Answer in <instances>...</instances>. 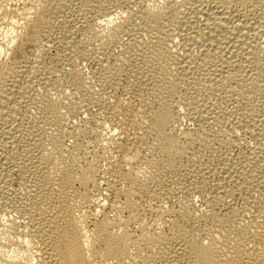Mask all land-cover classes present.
<instances>
[{"label": "bare ground", "instance_id": "obj_1", "mask_svg": "<svg viewBox=\"0 0 264 264\" xmlns=\"http://www.w3.org/2000/svg\"><path fill=\"white\" fill-rule=\"evenodd\" d=\"M70 1L72 2V0H27L26 2H24L25 4L23 3L24 6L22 8L20 7L17 8L14 6L15 9L13 8L14 10H12L13 6L10 7L8 4L10 2L7 3V0H0V119L1 120L15 119L17 112L19 110L17 108L18 106L16 105L17 103L15 104L17 107L13 104L17 102V99L20 100L19 97L26 96L27 89H29L30 86L29 85L30 83L29 84L26 83L28 80L26 74H28L35 66L33 65V59H31V57L32 55L34 57V55L37 54L36 52L40 53L39 56L41 57V52H39V48L44 46L42 45L44 37L49 36L48 34L49 33L51 34L52 31H54L52 30L54 23L56 22V20L57 22H59L58 21L60 17L59 15L65 10V8L67 7V5H69V3L70 5L72 4ZM78 1H80L81 3L86 1L88 2V6H93V7L95 6V8H98L96 7V5L102 6L104 3L107 4V2L110 3L118 2V0H78ZM233 1L234 0H232L231 2ZM236 1L237 0H235V2ZM240 1L243 2L239 4L241 6L242 4H244V2H246V3H250L248 5L250 8L260 7L262 8V11L264 9V0H239V3ZM216 3L219 2L217 1ZM17 4H19V1ZM17 4L16 6H18ZM235 4L234 6H236ZM146 5L147 6H143V8L138 12V16L136 15V17H138L139 20L140 19L144 20L143 24L146 26L145 31H148V33L149 31L151 32L157 31L161 34L159 35V37L157 36V38H155L157 40L155 41L153 39L149 40L147 39V37L144 38L145 36L144 34L146 33L143 32L144 29L141 28L143 30H140V28L136 25L139 28V30L130 29L129 32L127 31L128 43H126L125 45H127L128 50L124 52L125 54L123 53L124 57L122 56L123 58L119 59V61L129 60L132 55L131 56L128 55L132 53V51L135 52L143 51L147 61L151 63L148 64L140 58L143 64L141 65L142 70L141 72H138V74H140L141 80L143 82H145L148 86L149 85L151 86L150 87L151 90L149 87L148 88L152 93V95L154 96L153 98L156 103L155 105L157 107L154 110L150 109L151 112H149L150 114L147 113L148 114L147 117L146 115H144L146 118V119L144 118L145 120L144 119L142 120L143 115L142 113H140L141 114L140 115L138 111L137 112L139 115L137 117L142 116V118L136 119L137 118L136 117L135 118L136 120L135 119L133 120L132 119L133 117H131L132 120L130 119L129 120L130 123L132 121V123L135 125L131 127L133 128L139 127L140 129H142V131H144L145 134L143 133L142 135L147 136V134H149L148 136L149 137L151 136L153 138V139L151 138L152 142L151 143L149 142L150 143L149 146L147 144V148L144 151H142L139 147L135 148L130 145L125 146V142H126L125 140H127L129 135L128 131H130L128 130V128H130V125L128 127L127 126L128 124L126 122L129 123V120L126 122L119 121L120 123L118 124L116 122L115 125L110 128L111 130L109 131H111V133L109 135L106 134L101 136L99 133V136H101L102 141H104V143H106L107 145L111 143L112 146L114 145L113 146L114 148L116 146L115 149L118 148L122 152L123 157L120 158L121 161L115 162V160L113 161L111 160L112 161L110 163L111 165H109L110 169L108 170L111 176L108 180H105L106 181L105 189L110 192H112L111 190L113 189L114 191L116 190L115 192L117 194L115 196L119 195L120 198L122 197L123 203L121 204L119 202L118 204L117 201L115 202L114 200L116 198L115 197L113 199L114 203L110 202L111 209L109 212L105 211V209H107V207L106 208L104 207V205L107 206L106 202L104 205L102 204L103 207L105 208L104 210L100 209L101 211L95 213L89 212L90 211L89 207L92 206L93 204V199H92L93 195L89 193L88 189L92 187L93 190L96 188H100L101 186V183L97 184L95 178L97 177L98 167H96L94 161L91 162V160L88 161V163L83 164V162L85 163L84 157H86V155L84 156L83 154L84 152L81 154L82 156H84L83 157L84 159H82L81 155L79 156L81 148L83 149L84 147V146L81 147L82 146L81 144H80L81 146L75 145V147L73 146V148L72 149L69 148V150L65 149L64 144L61 140L63 136L62 138H60L59 136L60 134L58 135V133H55L56 130L55 132L53 131L54 133L53 132L52 133L50 132L49 134L46 133V135L44 136L45 138L43 137L44 139L42 137L39 138V136H42L41 134L42 132L40 133V131L41 130L45 131L46 124L48 125L53 123L55 125H58L57 123L60 120V116H59L60 108L58 103L52 99L53 97L51 99L43 97V99L39 101L41 103L40 105L41 107L40 106L39 107L41 108L42 113L40 112V110H38L41 115V122L36 125L32 123L35 126L33 125L31 127L29 126L30 129L32 128L31 131L35 134V135L33 134L34 137L35 136L37 137L34 143L35 144L34 149H36L35 151L36 153L34 154L32 153V155L30 154L28 159L29 160L28 164L24 163L23 166H19V165L17 166L18 167L17 169L20 170L21 172L26 169V171L24 172H26L29 176L27 181H24L23 179H25L26 176L25 178H23L24 176L21 175L23 176L22 180L24 181V184L23 183L22 184L25 187L23 188L21 187L22 189L20 188L21 189L20 191L18 190V192L13 193L16 194V196L12 194L13 197L15 196V200L13 198H11L12 200H10L12 202L17 201L16 205L18 203L17 208H19L20 210V212L19 211L18 212L20 214L22 213V216L24 214H27L29 220L27 221H25L26 219L21 220L20 218L23 217L20 218L18 217L20 220L17 218L11 219L10 217L9 218L11 220L6 219L7 221H4V219L2 220V218L0 219V226H2V230H3V232L1 233H3L7 237L8 242H10L9 239H12L16 246L15 247L14 244L12 243L15 248H14V253L12 252H11L12 254L10 253L11 255L4 254L3 251H6L7 249L6 250L3 249V251L0 250L3 252V254H0V264H264V230L262 231L260 230V227L264 228V157L262 158L260 157V154H262L261 151L264 152V148H263L264 144H262V146H259L260 152L259 150H256L255 157H253L252 159L251 158L248 159L247 163L235 169L236 171L233 170L230 172L231 169L229 171L227 170V173L229 172L231 174V178L233 179L235 178L234 180L239 184V186L244 185L247 187L249 186L250 189L252 188L251 195L253 194L252 195L253 198L251 204L253 208L252 210L254 212L253 218L255 219L254 221L257 224L259 223L260 226L259 229L254 228V230L252 231L251 229H249L250 226L248 228L242 227L240 222L241 223L243 222L238 221L239 218L238 216H236V214L230 215L226 218H224L222 215L221 216L223 218H218V216H216L217 218H214L215 219L214 224H212L211 226L203 225L204 227L202 226L195 230L191 229L192 225L189 226L188 222L187 224H184L185 221L183 220L184 223H180V222L177 223L175 226H173L172 231H170V233L166 231L168 234L166 232L165 234H163V232L161 231L162 232L161 233L159 230L158 231L160 233H158L157 231L152 232L153 230L147 231L146 230L147 228L145 229V226H142L140 228L138 235H134V232H132L130 228L131 222L134 220L136 221L138 210L140 208L138 202L136 201L137 200L136 196L140 193L137 194L136 191L145 190L151 186L150 184L157 183L158 185L157 188L160 187V190H157L155 192L157 194H162L163 193L162 190L164 188V178L165 175H167L166 174L167 172L173 173L175 176H173L172 174L171 175L174 178H176L177 181L180 180L176 174L181 167L179 168L177 164L183 159L184 150H182V147L180 146V140H179L180 138L174 135L171 129V127L174 125V122L176 121V119L174 118V111L172 106L173 102L171 96L175 91V89L178 90L179 88L176 81L174 80L173 71H175V69L177 68V70L179 69L178 71L179 74H183V71L185 70L187 72L188 68L191 71L192 68L191 65L196 63L193 61L190 62V60H184L182 58L180 59L176 55H174L176 57L172 56L174 57L172 58L169 54H166L168 53L169 50L167 51L168 42L166 43V35H165L167 29L165 24L167 20L165 18L166 14L164 13H166L167 11L164 9V11H166L164 12L163 9L161 8L158 9L159 6L155 4L152 5L154 7H151L148 4ZM227 5L224 6V4H222L221 6L223 8L221 7L216 11L214 10L212 13H211L212 10L211 11L209 10L210 13L209 11L206 10L207 14L205 17L207 18V22H205L204 24L206 30L204 31L205 34L201 29H197L195 27V24H197L195 22H198V24H200V22L199 21L193 22L191 19H190L191 20L190 23L187 21H186L187 24L183 22V26L185 23L186 24L185 26L187 28L185 27L186 29L184 30L186 32H183L184 30H182L183 34L182 33L181 34L186 36L188 40L190 39V41H192L193 44H196L202 38L203 40H205L206 48L208 47V49H210L211 47L213 48L214 47L213 45L218 46L215 47L219 50V53L220 52L222 53L221 56L223 55V60L220 59L222 60V62L220 63L221 68L218 70L216 69L215 72L211 73L213 75L208 77V81L209 80L214 81L219 77H221L224 80L223 81L221 79V81H223V84L224 86H226V88H228L227 86H229V84L232 85V83H234L236 85V90H237L236 101H238L239 104V107L238 105L237 107L243 109V112L245 110L248 111L247 113L250 114V112L253 109L250 108L253 106L254 103V99H252L255 96L254 94H258L259 92H264V45L259 44V41H257V39L260 36L262 35L264 36V13L263 14L260 13L258 16L256 14L255 16L253 13L250 14L251 12L241 13L240 11L242 9L237 12H233V10L231 11L230 9L231 5L230 6ZM181 6L182 5H180V8ZM93 7L91 9H93ZM168 7H169V12L167 13V15L169 17L172 16L171 19H173V17L179 18V20L177 19L176 20L178 21V23H182L181 19L184 17H182L181 16L182 14L179 13L180 10H177V8L179 9V7L177 8H175L174 6L173 7L168 6ZM200 7H196L197 8L196 11L199 13L201 12L200 9L203 6L201 8ZM11 13L17 15H11ZM119 13L120 12L118 11V15ZM136 17L130 16L129 18L128 16V19L127 17L126 19L125 17H121V19L119 18L117 19L119 21H116V18L112 20V17L111 18L109 17L108 20L106 19L107 24H109L108 31H105L103 33L101 32V34H99L100 32L99 33L97 32L98 34V35L96 34V36H98L96 37L97 40H100L103 43L102 40L106 39L105 42L108 47H110V45L116 44L117 37H120L121 35L119 34H122L120 33L122 31L121 27L124 28V23L125 22L127 23V20L130 21L129 23H132V21L134 20L136 21ZM194 17L196 16L194 15ZM9 19L11 20L10 22L7 21ZM198 19H200V17H198ZM4 23L7 24L3 25ZM230 24L232 27L229 26ZM3 27L4 29H2ZM230 28L232 29L229 30ZM120 29L121 31H119ZM187 31L190 33H188ZM146 35L148 36V34ZM171 35L173 34L171 33ZM171 35L169 36V38L173 37ZM198 44H202V43H198ZM29 46L33 48V53H31V55L30 53L26 52V48ZM102 46H104V44ZM107 46L104 49H106ZM107 49L106 52L109 51V50L107 51ZM164 50L166 52H163ZM5 53L9 54L8 55L9 57L6 55L8 57L7 60H4V58H2L3 57L2 55L3 54L5 55ZM208 55L209 54L207 53V55L205 56L206 58H204V60H206L208 57H210V59L213 58V57L211 58L212 54L211 56ZM39 56H37V58H39ZM205 62H207V60ZM231 65L232 66L239 65L243 69L242 74L238 75L239 73L236 74L233 71L231 72L232 70V69L230 70ZM218 67H220V65ZM120 68L119 66L118 67L114 66L112 67V69L108 68L109 70L104 72L102 78L105 81H109L110 83L111 81L115 80L117 76L119 77V73L121 70ZM175 74H177V72ZM136 76L140 77L138 75ZM75 81H76V83H74L75 86L78 85L77 90H79V92L81 91L80 93L83 92V94H85L84 92L87 89L85 90V88H83V85L80 83L79 80H75ZM197 84L200 85L201 83L194 82L193 85L197 86ZM189 85L192 84H188L187 86ZM231 85L229 87H231ZM89 94L90 93H88V95ZM20 102L22 101L20 100ZM147 102L148 101H146V105L148 104ZM118 108L120 109V106H118ZM128 108L130 107L128 106ZM122 111L119 112L118 114L122 113ZM130 111L133 113V110ZM126 112H124V115ZM252 112L250 115L251 116L255 115ZM118 114L117 116L125 117V116H121L123 115V113L121 115ZM125 118H127V116ZM104 124H106V122ZM138 131L139 130H137V132ZM201 133L202 131L199 134L197 132L195 134L194 132L193 133L190 132L187 134L184 133V135H187L188 137L187 140L189 139L191 142L198 139V137L200 136L204 138V136H202ZM43 134H45V132ZM127 143H129V140H127ZM106 144L105 146H107ZM127 147L130 148L133 147L135 148V150L133 152L131 151L132 153H130L129 152L130 149L128 148L129 149L128 150ZM258 152L260 154H258ZM116 160H118V158ZM128 165L129 166L132 165L131 167L132 169L131 168L126 169L129 167L126 168L124 167ZM17 169L14 168L15 171ZM21 172L20 174L22 173L24 174V172L22 173ZM140 174L142 176L144 175L145 178L141 179ZM220 180L222 181V179ZM174 184L176 186L178 185V182ZM93 185L96 188H93ZM253 185L254 186L256 185V187H253ZM177 187L178 186L173 188V191L176 190ZM164 189H166V187ZM3 191L4 190H2V192ZM114 191L113 193L115 194ZM160 191H162V193ZM2 195L5 196V193H2ZM12 195L10 196L12 197ZM3 196L2 199L4 198ZM8 198L10 199V197ZM9 199L7 201V204L9 203ZM4 201H6V199ZM12 202L11 205H14L12 204ZM2 204L3 203H1V205ZM97 204L99 205L100 203ZM125 210L129 212V216L127 218H125L124 216ZM188 210L189 209L186 210L184 209L182 213L183 218L185 217L190 219L191 213ZM207 212H209V210ZM177 217H179V215ZM246 219L247 218H245V220ZM254 221L252 222L254 223ZM205 222L206 221H204V223ZM250 224L251 223H249V225ZM208 225L210 224L208 223ZM12 232L16 234L13 235ZM9 233L10 236L13 235L15 236L16 239L14 237L12 238L9 237L8 235ZM2 236L0 234V239L3 238ZM1 243L2 242H0V245L3 246ZM5 246L6 243L4 244L3 248Z\"/></svg>", "mask_w": 264, "mask_h": 264}, {"label": "rangeland", "instance_id": "obj_2", "mask_svg": "<svg viewBox=\"0 0 264 264\" xmlns=\"http://www.w3.org/2000/svg\"><path fill=\"white\" fill-rule=\"evenodd\" d=\"M18 1H19V4H17ZM26 1L27 0H16V2H15V0H13V1L7 0V3L10 2L8 4L10 7L13 6L12 10H14L15 7L22 8L25 4L24 2H26ZM217 1L220 3V5H219V3H216ZM231 1L232 0H193V1L192 0H175V1L174 0H137V2H136V0H118V2H113V3L107 2V4L104 3L105 4V5L103 4L104 6L103 5L102 6L96 5V7H98V8H95V6L94 7L88 6V2H86V1H84L83 3H81L78 0H72V2L70 1L72 4L70 5V3H69V5H67L65 10L59 15L60 17H59L58 21L60 23L57 22V20H56V22H55L56 24L54 23V26L52 29L54 31H52L51 34L49 33L48 34L49 36L44 37L43 42H42V45H44V46L39 48V52H41V57L39 56L40 53H38V52H36L37 54L34 52L36 54V55H34L35 58L33 57V55L31 57V59H33V65H35V66L33 67V69L28 74H26V77L29 80V81L27 80L26 83H28V84L30 83L29 84L30 86H29V89H27V93H26L27 97L23 96L24 99H23V97H19V99L22 102H20V100L17 99V102H15L13 104V105H15L17 103L16 105L18 107L16 105L15 106L19 110L17 112L15 119H13V120H11V119L10 120H8V119H2L1 120L0 119L1 120V122H0V189H1L0 190V195H1L0 196V206H1L0 207V219L2 218V220L4 219V221H7V220H11L13 218L19 219L20 217H23L24 219L23 218H20V219L21 220L26 219L25 221L29 220V218L27 217V214H24L22 216V213L21 214L19 213L20 210H19V208H17L18 203L16 205L17 201H14L15 202L14 203L10 200H12L11 198H13L15 200L16 194H13V193L18 192V190L20 191L23 187H25L23 185L24 181H27L28 176H29L26 172H24V171H26V169L24 171H22V172H24V174H23L20 170L17 169L18 168L17 166L18 165L23 166L24 163L28 164V161H29L28 159H29L30 154L32 155V153L33 154L36 153L35 152L36 149H34V147H35L34 143H35V139L37 137L36 136L34 137L35 134L31 131L32 128L30 129V127L32 125L35 126L36 124L41 122V115H40L41 103L39 101L42 100L43 97L50 98V99L53 97L52 99L58 103L59 108H60V114H59L60 120L57 123L58 125L51 123L52 126H51V124H48L49 125L48 126L46 124L47 127L45 126V128H46L45 131H43V130L40 131V133L42 132L41 133L42 136H39V138L40 137L43 138L46 135V133L49 134L50 132L52 133L53 131L55 132V130H56L55 133H58V135L60 134L59 135L60 138H62V136H63V138L61 140L64 144L65 149L69 150V148L72 149L73 146L75 147V145L81 144L82 146L81 145L80 146L81 147L84 146V147H83V149L81 148L79 156L83 152H84L83 153L84 156L86 155V157L81 155L82 159L85 158V163L83 162V164H86V163H88V161L91 160V162L94 161V164L96 165V167H98L97 177H95V178H96L97 184L101 183V186H100V188H96L93 185V188H96V189L92 190V187H90L88 189L89 193L91 195H93V197H92L93 204H92V206L89 207V209H90L89 212L95 213V212L104 210L106 207H107V209H105V211L109 212L111 209L110 202L114 203V200H115V202L117 201L118 204H119V202L121 204L123 203L122 197L120 198L119 195L115 196L117 194L115 192L116 190L114 191V189H113V190H111L112 192H110V191L105 189V187H106V185H105L106 181L105 180H108L111 176L110 172L108 171L110 169V167H109V165H111L110 163L113 160H115V162L121 161L120 158H122L123 155H122V152L118 148L115 149L116 146L114 148L113 147L114 145L112 146L111 143L108 145L106 143H104V141H102L101 136L106 135V134L109 135L111 133V131H109V130H111L110 128L113 127L116 122L118 124V123H120L119 121H123V122L125 121L126 122L129 119L134 120L140 113H142L143 118H142V116H140V117H137L136 119L142 118V120H143L145 118L144 115H146V117H147V115H148L147 113L151 112V110H154L157 107L155 105L156 103H155L154 98H153L154 96L150 92L151 86L150 85L148 86L145 82H143L141 80L140 74H138V72H141V70H142L141 65L143 64L142 61L140 60V58L144 62L151 64L149 61H147L146 57L144 56V52L143 51H140V52L132 51V53H130L129 55L127 54L128 56L132 55L129 60H127V61L126 60L125 61L120 60L121 62L119 61V59H122L124 57V54H125L124 52H126L128 50V47L125 44L128 43L127 33L130 31V29L131 30L132 29H134V30L138 29L139 30V28H140V30L144 29L143 32L144 33L146 32L145 34L142 32L145 35L144 38L147 37V39H149V40L153 39L154 41L157 40L155 38H157V36L159 37V35L161 34L157 31H155V32L149 31V33H148V31H145L146 26L143 24L144 20H142V19L139 20V18L136 17V15L138 16V12L143 8V6H147L146 4H148L151 7H154L152 5L155 4V5L159 6L158 9L161 8V9H163V11H164V9L167 11V12L164 11V12H166L164 14H166L165 18L167 20L166 24H165L166 28H167L166 34H165L166 35V43L168 42L167 43V48H168L167 51L169 50L168 53H166V54H169L171 57L176 55L180 59L182 58L184 60H190V62L193 61L196 63H194V64L191 63L192 64L191 65V67H192L191 71L188 68L187 69L188 71L186 72L184 70L183 74H179V72H178L179 69L177 70V68L175 69V71H173L174 80L176 81L179 88H178V90L175 89V91L173 92V94L171 96V99L173 102L172 106H173V111H174V118L176 119V121L174 122V125L171 127V129H172V133L180 138L179 139L180 140V146L182 147V150H184L183 151V159L177 164L179 166V168L181 167L180 170H178V172L176 174L180 180L177 181V179L173 177V176H175L173 173L167 172L166 173L167 175H165V178H164V188L166 187V189H164V188H163V190L161 189L163 191V193H162V191H160L162 194H157L155 192L157 190H160V187L157 188L158 187L157 183L150 184L151 186L145 190H140V191L138 190L139 192L136 191L137 194L140 193L137 195L138 197L136 196V198H137L136 201L138 202L140 208L138 210V215L136 217L137 219H136V221L134 220L131 222L130 228H131L132 232H134V235H138L140 228L142 226H145V229L147 228L146 229L147 231L153 230L152 232L157 231L158 233H160L162 231L163 234H165L166 231L168 233H170V231H172L173 226H175L179 222L184 223V221H185L184 224H187V222H188L189 226L192 225L191 229L195 230L199 227H202L203 225L204 226H211L212 224L215 223L214 218H217L216 216H218V218H223V217L226 218L230 215L236 214V216H238L239 219L240 218L242 219V220L238 219L239 222L240 221L243 222V223L240 222L242 227L248 228L250 226L249 229H251L252 231L254 230V228L259 229V227H260L259 223L257 224L254 221L255 219L253 218L254 212L252 210L253 208H252V204H251L252 198H253L252 197L253 194L251 195L252 188L250 189L249 186L247 187L244 185L239 186V184L237 182H235V180H234L235 178L234 179L231 178V174L229 172L227 173V170L229 171L231 169L230 170V172H231V171L239 168L240 166L244 165L245 163H247L248 159H250V158L252 159L253 157H255L256 150H259V146H262V144H264L263 143L264 142V92H259L258 94H254L255 96L252 98V99H254V103L250 109L253 108L252 109L253 112L252 111L251 112L254 113L255 115L251 116L250 115L251 112L249 114V113H247L248 111H246L245 109H244L245 111L243 112V109L238 108L239 104H238V101H236L237 90H236V85L234 83H232V85L229 84V86L231 85V87H233V88H231L229 86H227L228 88H226V86H224V84H223L224 80L221 77H219L220 79L218 78L214 81L212 80L213 82L211 80L208 81V77L213 75L211 73L215 72L216 69L218 70L221 68L220 63L223 60V55L221 56L222 53L221 52L219 53V50L216 48L218 46L213 45L214 46L213 48L211 47L210 49H208V47L206 48L205 40H203L202 38L200 39L199 42H197L196 44H193V42L190 41V39L188 40L186 36L182 35L183 32H186L184 30L187 28L185 26L187 24L186 21L190 23L191 20L193 22L199 21L200 24H198V22H195L198 24L199 28L197 27V24L194 23L195 27L197 29H201L203 32L206 31L204 24H205V22H207V18L205 17L207 14V11L212 10L211 11V13H212L214 10L216 11V10L220 9L222 7L221 6L222 4H224V6H226L227 4H228L227 6L231 5L230 9H231V11L233 10V12H237V11L242 9L240 11L241 13L251 12L250 14L253 13L255 16H256V14L258 16L260 13H262V14L264 13V9L262 11V8H260V7H255V8L251 7L250 8L248 6L250 3L244 2V4H242V6H241L239 4H241L243 2L240 1V3H239V0H237L236 2H235V0L233 2H231ZM170 3L172 6L170 5ZM235 3H237V4H235ZM16 4L18 6H16ZM165 4H166V6H165ZM215 4H217V5H215ZM234 4L238 7L234 6ZM161 5H164V6H161ZM167 5L170 7L174 6L175 8L179 7V9L177 8V10H180L179 13L182 14V15L181 14H179V15L184 17L181 19L182 23H178L177 20H179V18L173 17V19H171L172 16L169 17L167 15V13L169 12V7ZM180 5H182L183 7L181 6V8H180ZM200 6L201 7L203 6L202 8L205 10H203ZM88 7H89V9H88ZM92 7H93V9H91ZM189 7H190V9H189ZM196 7H200L202 9V10L200 9L201 12L204 11V12H202V14H204L205 12L206 13L204 15H202L201 12L199 13L196 11L197 10ZM215 7H216V9H215ZM234 7L239 8V9H236ZM207 8H209V9H207ZM211 8H213V9H211ZM243 8L246 11H244ZM122 10H123V12H122ZM248 10H250V11H248ZM118 11L120 12L119 15H118ZM210 11H209V13H210ZM196 12L199 14V16ZM132 13L134 16L132 15ZM194 13H196V14H194ZM11 15H17V14L11 13ZM194 15L196 17H194ZM65 16H67V17H65ZM120 16L125 17V19H126V17L128 19V16H129V18H130V16L136 17V21L134 20V21H132V23H129L130 21L127 20V23L126 22L124 23V28L121 27L123 32L120 29L119 31H121L120 33H122V34H119L121 36L117 37V43H119V44L116 43L114 45H110V47H111V49H110V47H108L106 45V42H105L106 39L102 40L103 41V43H102L100 40H97L96 37H98V36H96V34H97V32L98 33L100 32L99 34H101V32L103 33L105 31H108V29H109L108 25L109 24H107L106 19L108 20L109 17L110 18L112 17V20L116 18V21H119L117 19ZM188 16H190V17H188ZM202 16H203V18H202ZM121 17L119 19H121ZM198 17H200L201 20L198 19ZM7 21L10 22L11 20L9 19ZM173 21H175V22H173ZM183 22L186 23V24L184 23V26H183ZM7 23H4L3 25H5ZM229 26L232 27L231 24ZM4 27L2 29H4ZM141 28H143V29H141ZM231 29L232 28H230L229 30H231ZM182 30H184V31L182 32ZM173 31H174V33H173ZM171 33L173 35H171ZM188 33H190V32H188ZM137 34H138V32H137ZM146 34H148V36ZM204 34H205V32H204ZM170 35L173 37L169 38ZM167 38H169V39H167ZM173 39H174V41H173ZM258 39H257V41H259V44L264 45V36L262 35ZM118 40H119V42H118ZM203 42H205V43H203ZM198 43H202V44H198ZM103 44H104V46H102ZM203 44H205V45H203ZM105 45L108 48V49L106 48L107 51L108 50L110 51V52L108 51L109 53L106 52V49H104L106 47ZM44 47H45V49H44ZM201 47H202V49H201ZM26 52L30 53V55H31V53H33V48H31L30 46L27 47ZM163 52H166V51L164 50ZM206 52L209 54L208 56H211V54H212L211 58L213 57L212 59H210V57H208L206 59L207 62H205L206 60H204V58H206L205 56L207 55ZM7 53H5V55L4 54L2 55L3 56L2 58H4V60H7L9 57L8 56L9 54H7ZM37 56H39V58H37ZM176 56H174V57H176ZM165 57H163V58H165ZM174 57H172V58H174ZM193 58L194 59L197 58V59H195V61H194ZM117 59H118V61H117ZM220 59H222V60H220ZM196 60L198 61V63ZM219 65H220V67H218ZM114 66L115 67L119 66V68L121 67L120 68L121 74L119 73V77L117 76L115 80H113L109 83V81H105L102 78V76H103L104 72L109 70L108 68L112 69V67H114ZM230 67H231L230 70L232 69L231 72L233 71L236 74L239 73L238 75L242 74L243 69L239 65L238 66L237 65H233V66L231 65ZM176 72H177V74H175ZM181 73H182V71H181ZM136 75H138L140 77H137ZM175 77H176V79H175ZM197 78H199V79H197ZM202 78H205V79H202ZM221 79L223 81H221ZM75 80H79L80 83L83 85V88H85V90L87 89L84 92L85 94H83V92L80 93L81 91L79 92V90H77L78 85L75 86V84H74V83H76ZM178 81H179V83L181 82L182 84L181 83L179 84ZM185 81L187 84L185 83ZM199 81H201V82H199ZM194 82L195 83H201V84L200 85L197 84V86H196V85H193ZM188 84H192V85L187 86ZM234 85H235V88H234ZM85 86H87V87H85ZM148 87L150 88V90ZM185 88H186V91H185ZM234 90H236V91H234ZM62 91H63V93H62ZM86 92H87V95H88V93H90L88 95L89 97L86 95ZM32 93H34L35 95ZM235 93H236V95H235ZM28 94H30V95L32 94V95L30 96ZM30 97H31V99H30ZM110 99H111V101H110ZM146 101H148L147 105H146ZM149 101H150V103H149ZM191 103H192V105H191ZM114 105H115V108L116 107L118 108V106H120L121 110L119 108L115 109ZM143 105H145V106H143ZM237 105H238V107H237ZM128 106L130 108H128ZM129 109L133 110L134 115ZM38 110H40V112ZM121 111H122L123 115H121L122 113L118 114ZM137 111L139 112V114ZM124 112H126L125 115H124ZM130 112H131V114H130ZM143 112H144V114H143ZM128 113H129V115H128ZM117 114L121 115V116H125V117L127 116V118L117 116ZM131 117H133V118L131 119ZM124 118H125V120H124ZM130 120H129V123L126 122L128 124V125L127 124L126 125L128 127L130 125V128L127 127L128 130H130V131H128L130 136L128 135L127 140H129V143H131V144L127 143V140H125L126 141L125 146L130 145V146H133L135 148L139 147L142 151H144L147 148V144L149 146V144L152 142L153 138L151 136L149 137L148 136L149 134H147V136L142 135L144 133V131H142V129H140L139 127H134V128L131 127V126H135V125L132 123V121L130 123ZM104 121L106 122V124H104L105 123ZM32 123H34L35 125ZM90 127H92V128H90ZM78 130L79 131L81 130V131L79 132ZM137 130H139V131L137 132ZM201 131H202L201 134H202V136H204V138L200 136V137H198V139L191 141V142L189 139L187 140V138H188L187 135H184V133L187 134L190 132L191 133L194 132V134L197 132L199 134ZM44 132H45V134H43ZM99 133L101 136H99ZM134 133H135V135H134ZM142 136H143V138H142ZM144 136H146V137H144ZM4 137H7V138H4ZM187 141H189V142H187ZM4 142H6V143H4ZM105 144L108 147L105 146ZM5 145H6V147H5ZM133 147L132 148L127 147V149L128 148L130 149V150L128 149L130 153H132L135 150V148H133ZM263 148H264V145H263ZM92 149H94V150H92ZM117 150H119L120 152ZM259 152H260V150H259ZM259 152H258V154H260ZM116 153H118V154H116ZM261 153L262 154H260V157L262 158V157H264V155H263L264 152L261 151ZM114 155L117 157H115ZM142 155H143V152H142ZM115 158L116 159L118 158V160H116ZM124 167L125 168L129 167L126 169H130L132 167V165L131 166L128 165V166H124ZM14 168L17 169L18 171L17 170L15 171ZM20 172L22 174H20ZM141 173H143V172H141ZM21 175H23L24 177ZM9 176H11V177H9ZM25 176H26V178H25ZM143 176L140 174L141 179L145 178V176L144 177ZM22 177L25 178L26 180L23 179L24 180L23 181ZM220 179H222V181ZM176 182H178V185H176V186H178L179 188L177 187L176 190L173 191V188L176 187L174 184ZM155 187H156V189H155ZM253 187H256V185L255 186L253 185ZM12 188L14 189V191ZM2 190H4V191L2 192ZM8 190H9V192H8ZM113 191L115 192V194L113 193ZM142 191H143V193H142ZM145 191H146V193H145ZM246 191H248V192H246ZM2 193H5V196H3ZM12 194L15 196L13 197ZM142 194H144V195H142ZM10 195H12V197ZM2 196L4 197L3 199H2ZM8 197H10V199ZM115 197L119 198L120 200L116 199ZM1 199H2V201H1ZM5 199H6V201H4ZM8 199H9V203L7 204ZM11 202L14 205H11ZM105 202H106L107 206L104 205ZM1 203H3V204L1 205ZM97 203H100V204L98 205ZM102 204L104 205L105 208L103 207ZM141 205H143V206H141ZM101 207H103V208H101ZM186 207H189V208H186ZM184 209L185 210L189 209L188 211L191 213V217H190L191 220L188 218H185V217L183 218L182 213H183ZM208 210H209V212H207ZM243 212H245V213H243ZM250 213H252V214H250ZM213 214H215V215H213ZM139 215H140V217H139ZM178 215H179V217H177ZM124 216H125V218H127L129 216V212L125 210ZM181 216L183 219L181 218ZM206 217H207V219H206ZM179 218H181V219H179ZM245 218H247V219L245 220ZM175 221H176V223H175ZM204 221H206L207 223L206 222L204 223ZM252 221H254L255 224ZM144 223H145V225H144ZM146 223H148V224H146ZM208 223L210 225H208ZM249 223H251V224L249 225ZM193 224H194V226H193ZM256 224H257V226H256ZM251 227H253V228H251ZM149 228H150V230H149ZM260 230L262 231V230H264V228L260 227ZM1 232H3L2 226H0V234H1V236L3 235L2 236L3 238L1 237L2 239H0L1 240L0 242H2L1 244L3 246L6 243V246H5L6 248L5 247L3 248V246L0 245V250L3 251V249L4 250L7 249L6 251H3L4 254L11 255L12 253H14V248L16 246H15L12 239H9L10 242H8L7 237ZM12 234L15 235L16 233L12 232ZM8 235L11 238L12 237L15 238V236H13V235L10 236V233ZM12 243L14 244L15 247L13 246ZM10 244H12V245H10ZM2 251H0L1 252L0 254H3Z\"/></svg>", "mask_w": 264, "mask_h": 264}]
</instances>
